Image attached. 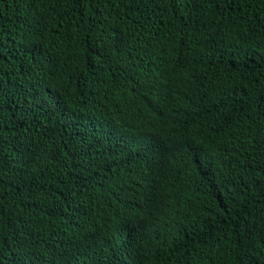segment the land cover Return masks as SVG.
Listing matches in <instances>:
<instances>
[{
  "label": "trees",
  "instance_id": "1",
  "mask_svg": "<svg viewBox=\"0 0 264 264\" xmlns=\"http://www.w3.org/2000/svg\"><path fill=\"white\" fill-rule=\"evenodd\" d=\"M0 264H264V0H0Z\"/></svg>",
  "mask_w": 264,
  "mask_h": 264
}]
</instances>
